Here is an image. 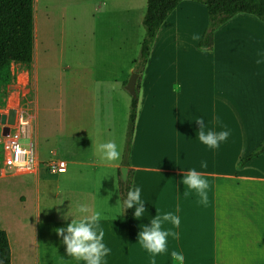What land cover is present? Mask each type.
Masks as SVG:
<instances>
[{
	"label": "crops",
	"instance_id": "1",
	"mask_svg": "<svg viewBox=\"0 0 264 264\" xmlns=\"http://www.w3.org/2000/svg\"><path fill=\"white\" fill-rule=\"evenodd\" d=\"M185 1L161 26L157 43L164 38L174 45L180 38L177 23L182 20L181 13L198 9L194 1ZM36 5L35 0V27ZM235 32L264 42V23L255 16L239 14L214 33L213 47L206 54L200 51V40L193 61L182 71L175 65H154L155 51L150 53L138 74V109L127 166L123 160L128 129L123 126L115 134L112 129L98 128L95 108L92 123H82L76 134L79 138L68 140L67 147L60 149V159L41 158L36 128L38 171L15 177L20 178L18 192L10 202L0 201V231L7 234L11 264H75L56 233L73 219L65 221L62 214L69 210L70 201L73 209L84 202L94 212L98 202L107 204L104 199L109 192L113 193L109 206L115 207L118 199L122 201V168H127L128 174L131 171V189L141 188L146 212L139 221L134 218V208L128 217L120 213L115 221H101L103 242L111 249L107 264H150L149 254L138 244L139 232L143 225L150 226L149 220L158 213L168 212L177 215L180 224L165 223L163 228L177 232L178 239L169 237L168 252L158 256L156 264H171L173 250L183 253L184 264H264V152L243 163L264 142V63L261 68L256 64L259 56L239 62L225 43L218 46L219 37L232 38ZM261 46L258 53L264 44ZM39 49L35 35V65ZM206 57L212 59L206 62ZM134 70L131 67L118 85L125 86ZM28 76L21 75L29 81ZM176 83L182 86L179 94L172 90ZM82 103L90 104L87 99ZM88 116L86 110L81 113L83 121ZM214 116L220 117V124ZM196 118H203L212 130L230 131L228 140L218 149H208L197 140ZM108 141L118 145L121 156L101 164L95 148ZM58 154L52 151V155ZM51 160L66 162L67 172L51 174L46 168ZM202 163L207 167H201ZM190 169L200 172L209 183L207 206L198 203L194 192L184 196L180 181ZM3 178L0 174V180Z\"/></svg>",
	"mask_w": 264,
	"mask_h": 264
},
{
	"label": "rangeland",
	"instance_id": "2",
	"mask_svg": "<svg viewBox=\"0 0 264 264\" xmlns=\"http://www.w3.org/2000/svg\"><path fill=\"white\" fill-rule=\"evenodd\" d=\"M194 2L198 5L194 13H181L182 20L177 23L180 38L174 45L164 38L158 43L154 41L150 52L155 51L154 65H175L182 71L193 61L194 48L198 47L199 41L192 40V35L197 33L202 39L209 25L206 7ZM146 10L147 0H41L40 10H36V17L41 21L38 68L35 58L30 68H13L15 78L18 74L29 75L30 93L22 105L34 116L33 132L39 129L43 160L61 158L60 149L67 147L69 139L79 138L76 134L82 123H92L93 108L96 109L98 128L112 129L115 134L123 126L128 129L133 95L127 85L132 74L137 73L136 61L146 35L143 26ZM234 35L228 39L219 37L218 46L223 47L225 43L231 57L240 59L239 62L247 57L249 61L258 57L257 50L264 44L261 38L259 43L251 34L235 32ZM260 53H264V47ZM209 59L212 57H206L205 61ZM131 67L135 70L127 84L118 85ZM16 93V86H10L4 105L0 104V115L6 114L8 97ZM82 99H87L90 104L82 103ZM84 110L90 116L83 121L81 113ZM53 150L59 154L52 155ZM1 162L0 147V169ZM2 176L5 177L0 180V201L10 202L12 195L18 192L20 178L10 174Z\"/></svg>",
	"mask_w": 264,
	"mask_h": 264
},
{
	"label": "clouds",
	"instance_id": "3",
	"mask_svg": "<svg viewBox=\"0 0 264 264\" xmlns=\"http://www.w3.org/2000/svg\"><path fill=\"white\" fill-rule=\"evenodd\" d=\"M257 4H264V0H255ZM192 40L200 41L201 37L197 33H193ZM200 51L206 54L208 49L201 46ZM259 58L256 64L264 63V53L258 54ZM181 84L173 85V92L179 94L181 92ZM213 120L216 124H220V117L214 116ZM199 125V131L196 133L197 140L210 150H215L225 143L230 136V131H215L208 128L203 118L194 120ZM94 155L98 156L99 162L112 163L120 159L121 152L118 145L114 141H108L99 144L95 148ZM201 167H207L206 163H202ZM185 187L184 196H189L194 192L198 197V203L204 206L208 204L209 183L204 176L195 169L188 170L183 179L180 181ZM113 193H108V199H111ZM107 204L97 203L96 210L92 209L84 202H78L75 209L72 208L70 201L69 210L62 214V218L67 221L72 217V222L66 228L56 229L59 237H62V243L66 246V254L71 257L75 264H107V257L111 254V249L106 246L104 240V230L101 227V221L112 219L115 221L120 213H124L127 209L134 208V218L141 220L146 212L145 202L141 199V188L135 187L127 192L123 201L118 199L115 207ZM91 213V214H90ZM158 213V212H157ZM79 215L81 219L76 220ZM165 223H171L174 227H179L180 219L177 215L168 212L163 215L159 213L155 218L149 220V225H143L138 236V244L149 254L150 264H156V258L168 252V239H178V233L170 229L163 228ZM66 233V234H65ZM171 264H184V255L178 251H171ZM0 264H4L0 259Z\"/></svg>",
	"mask_w": 264,
	"mask_h": 264
},
{
	"label": "trees",
	"instance_id": "4",
	"mask_svg": "<svg viewBox=\"0 0 264 264\" xmlns=\"http://www.w3.org/2000/svg\"><path fill=\"white\" fill-rule=\"evenodd\" d=\"M185 0H147V12L143 20L145 38L141 45L139 60L136 61V72L139 74L145 68L151 47L157 34L167 18ZM203 4L208 13L209 25L200 43L207 49L213 47L214 33L224 24L239 14L255 16L264 23V4L255 0H193ZM35 0H0V104L4 105L8 88L15 82L14 66L30 68L34 63L35 54ZM138 109L137 92L132 98L131 111L127 131V141L123 165L127 166L130 154L131 140L134 134ZM264 152V144L243 163L249 162ZM131 189V171L124 184L120 181L122 201ZM130 209L125 210L128 217ZM0 259L4 264H11V248L6 232L0 231Z\"/></svg>",
	"mask_w": 264,
	"mask_h": 264
},
{
	"label": "built area",
	"instance_id": "5",
	"mask_svg": "<svg viewBox=\"0 0 264 264\" xmlns=\"http://www.w3.org/2000/svg\"><path fill=\"white\" fill-rule=\"evenodd\" d=\"M11 86H16L17 93L8 97V105L4 116L9 117V113L14 112L15 119L13 125H0L2 137L0 139L2 154L1 175L10 174L13 177L34 175L37 173L40 165L37 152V140L32 130L34 116L28 108L22 105L26 96L30 93V85L27 79H24V77L18 74L15 82ZM13 98L16 99L12 100ZM11 102L14 106L10 105ZM4 127H8L10 131L6 137L3 136ZM46 168L53 175H62L67 172V164L64 161L51 160L46 163Z\"/></svg>",
	"mask_w": 264,
	"mask_h": 264
},
{
	"label": "water",
	"instance_id": "6",
	"mask_svg": "<svg viewBox=\"0 0 264 264\" xmlns=\"http://www.w3.org/2000/svg\"><path fill=\"white\" fill-rule=\"evenodd\" d=\"M139 75L137 73H133L132 77L127 85V90L135 96L136 94V84L138 80ZM14 119H15V113L11 112L9 117H6L4 115H0V125L1 126H6V125H13L14 124ZM9 128L4 127L3 129V136L6 137L9 135ZM121 178L122 182L125 184L128 179V169L127 168H122L121 169Z\"/></svg>",
	"mask_w": 264,
	"mask_h": 264
},
{
	"label": "bare ground",
	"instance_id": "7",
	"mask_svg": "<svg viewBox=\"0 0 264 264\" xmlns=\"http://www.w3.org/2000/svg\"><path fill=\"white\" fill-rule=\"evenodd\" d=\"M37 2V5H36V10L37 12L39 11V6H40V3H41V0H36ZM39 19V18H38ZM37 17H36V27H35V35H36V38L38 39L39 41V44H40V40H41V24H40V20H38ZM40 49L38 51V56H37V62H38V65H39V62H40ZM38 65L36 64L37 68H38Z\"/></svg>",
	"mask_w": 264,
	"mask_h": 264
}]
</instances>
